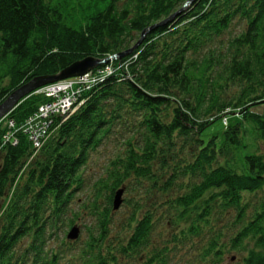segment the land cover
<instances>
[{
  "label": "trees",
  "instance_id": "obj_1",
  "mask_svg": "<svg viewBox=\"0 0 264 264\" xmlns=\"http://www.w3.org/2000/svg\"><path fill=\"white\" fill-rule=\"evenodd\" d=\"M186 1L78 0L70 7L0 0V104L34 77L131 48L148 29L132 52L111 61L128 60V66L81 95L83 103L53 127L35 155L23 132L16 144L3 139L4 122L22 124L44 95L31 93L0 121V264H62L65 258L67 264H119L139 255L146 264H166L169 241L157 246L152 239L160 217L153 219L140 198L173 188L179 192L165 200L167 215L189 220L179 244L201 232L215 202L233 208L235 221L228 239L221 229L207 238L203 252L211 264L229 250L243 252L240 264H264V196L249 217L243 200L264 185L258 151L264 143V0H194L172 16ZM229 115L238 119L221 140L216 134L202 139L209 125ZM108 147L100 169H93L97 176H85L93 156ZM119 188L128 213L115 223L120 207L113 210L112 199ZM78 191L90 220L86 238L62 248L51 239L79 218V209H71Z\"/></svg>",
  "mask_w": 264,
  "mask_h": 264
},
{
  "label": "rangeland",
  "instance_id": "obj_2",
  "mask_svg": "<svg viewBox=\"0 0 264 264\" xmlns=\"http://www.w3.org/2000/svg\"><path fill=\"white\" fill-rule=\"evenodd\" d=\"M59 1L61 3H65L67 6H73L78 0H54V2ZM259 111V108H257ZM238 119V117L229 115L228 118H222V120L217 119L214 121L211 125H209L201 134V137L203 140H207L210 138L213 134L218 135L219 140H221V134L224 131V128L227 127L230 124H233V121ZM246 127V136L245 141L250 142V139H252L253 134L250 129V125L248 123H244ZM112 144V142H111ZM112 147V146H111ZM111 147L103 149L102 153L97 154V159L91 160L88 164L89 170L85 172V176H97L96 171H93V169H100V166L102 162L104 161L105 157L109 155V149ZM258 151L260 153H264V143L258 144ZM175 188L171 189L170 191L163 193L159 192L153 194H145L143 198H140L142 204L140 206L143 207L145 204L144 209H149L152 212V218L157 219L154 222L153 232H152V239L155 245L162 246L163 242L165 241V244L167 241V248H168V254L165 263L166 264H211V258L209 256H205L203 252V248L207 244V238L210 235H214L213 232H217L219 229L222 230L225 234V239H228V229L227 227L230 225L232 226V222L235 221V212L234 209L231 208H222L219 209V207L216 205L215 202L211 203L212 205V212L208 216V221L201 223L202 230L198 235L191 236L186 235L188 238H190L189 241H187L184 244H179V232L185 228V225L188 223V219L179 221L175 220L172 221L171 218H173V214L167 215L168 212V203L165 202L167 200L169 194H173V196L178 193ZM264 196V185L261 189L257 190L254 193L248 194L244 193V202L249 201V205L247 206L248 210L246 213V217L250 216V212L253 209V202L257 199ZM85 197L84 191H78L76 192L74 196V201L71 204V209L73 211H78L80 214L78 215V219L75 220V225L79 227V236L76 240H68L66 238V234L70 228L64 227L63 231L59 232V234L56 236V239H51V241L54 243H63L62 248L67 247L68 249H73L71 246L75 245V242L80 238H86L87 230L85 227V224L88 223L89 217L86 215L84 210L82 208H79V204L81 200H83ZM123 199L126 198V194L124 193L122 195ZM136 201V196L132 198V201ZM124 203V202H123ZM162 203V204H159ZM159 204V205H158ZM123 212V213H122ZM128 213L127 208L124 204L120 206V209L117 211V213H114L113 220L115 223H118V215L122 216ZM163 215L165 217L162 218ZM167 215V216H166ZM168 217V219H167ZM115 228H120L119 224L115 225ZM232 230H230L229 233H231ZM173 235H176V239L173 240ZM27 241L23 243L24 246H26ZM74 244V245H73ZM164 244V245H165ZM70 246V247H69ZM225 247L228 249V244H225ZM243 255V252L239 250H229L227 251L224 256L223 260L220 264H240L241 257ZM233 258V259H232ZM67 258L64 260H61L62 264H67ZM77 258L73 260L75 262ZM119 264H146L144 256H137L133 261H127L124 257L119 261ZM72 264V263H71Z\"/></svg>",
  "mask_w": 264,
  "mask_h": 264
},
{
  "label": "built area",
  "instance_id": "obj_3",
  "mask_svg": "<svg viewBox=\"0 0 264 264\" xmlns=\"http://www.w3.org/2000/svg\"><path fill=\"white\" fill-rule=\"evenodd\" d=\"M128 63V60L118 61L116 64L110 62L80 76L61 79L39 88L35 93L44 95L46 101L40 104L37 110L19 126H16L11 119H6L3 139L16 144V134L19 131L23 132L31 142L32 155H35L44 145L53 127L66 120L83 103L84 99L81 95L105 76L113 75L117 70L126 68Z\"/></svg>",
  "mask_w": 264,
  "mask_h": 264
},
{
  "label": "water",
  "instance_id": "obj_4",
  "mask_svg": "<svg viewBox=\"0 0 264 264\" xmlns=\"http://www.w3.org/2000/svg\"><path fill=\"white\" fill-rule=\"evenodd\" d=\"M194 0H187L184 5L177 10L172 16L175 14L179 13L186 7H188ZM171 16V17H172ZM171 17L165 19L164 21H168L171 19ZM148 29H145L142 31L141 38L129 49L120 52L118 54L110 55L105 58H95L92 56L85 57L83 59L77 60L64 69H62L60 72L55 73L53 75H43V76H37L31 79L30 81L22 84L15 90H13L7 97L6 99L0 104V119H2L4 116H6L12 109H14L24 98L29 96L31 93H33L35 90L38 88L51 84L55 81L61 80V79H66L74 76H80L90 69H93L96 66L106 64L110 60L114 59H120L123 56H126L130 52L133 51L134 48H136L144 34L146 33ZM123 188H119L118 190L115 191L112 199V208L113 210H116L120 207L122 201H123ZM79 236V227L77 225L72 226L67 234L66 238L68 240H76ZM233 259V258H232Z\"/></svg>",
  "mask_w": 264,
  "mask_h": 264
},
{
  "label": "bare ground",
  "instance_id": "obj_5",
  "mask_svg": "<svg viewBox=\"0 0 264 264\" xmlns=\"http://www.w3.org/2000/svg\"><path fill=\"white\" fill-rule=\"evenodd\" d=\"M111 61H109L108 63H106V64H109ZM114 63V62H113ZM106 64H103L102 66H104V65H106Z\"/></svg>",
  "mask_w": 264,
  "mask_h": 264
}]
</instances>
